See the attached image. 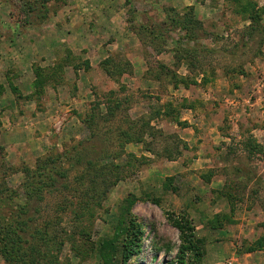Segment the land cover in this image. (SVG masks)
Segmentation results:
<instances>
[{"label":"rangeland","instance_id":"374dc122","mask_svg":"<svg viewBox=\"0 0 264 264\" xmlns=\"http://www.w3.org/2000/svg\"><path fill=\"white\" fill-rule=\"evenodd\" d=\"M23 2L0 0V237L20 215L54 264H169V213L201 241L188 264H264L247 251L264 240V0L36 1L26 23ZM173 15L200 24L187 36ZM79 142L125 164L102 198L75 180ZM56 155L63 175L23 181ZM13 251L0 239V264Z\"/></svg>","mask_w":264,"mask_h":264},{"label":"trees","instance_id":"16d2710c","mask_svg":"<svg viewBox=\"0 0 264 264\" xmlns=\"http://www.w3.org/2000/svg\"><path fill=\"white\" fill-rule=\"evenodd\" d=\"M39 1L41 7H45V3L47 0H24L23 3L19 4V7L21 8V11L25 14V17L23 19V22H28L29 18H27L31 12V10H34L35 8V2ZM130 2V0H127ZM248 2L245 4V7L248 8ZM252 7V6H251ZM44 10V8H43ZM253 18L259 20L260 14L256 13L253 14ZM44 14L42 13L43 17ZM173 21L175 20L176 24L179 25L178 27L181 29H184L186 31L187 36H189V33H191V28L189 27L190 23L200 24L199 20L185 16V17H179V15H173ZM193 30V28H192ZM42 71V69H40ZM39 76V79L37 81L38 86H42L47 81V78L50 74L46 73L43 77L40 76L39 72L37 73ZM41 77V78H40ZM2 91V87L0 86V92ZM110 111V110H109ZM149 121H141L140 126H136V128H130L128 129H122L119 132V136L123 139V142H141L142 141V133H143V126H148ZM151 135L154 134L153 131H150ZM91 145L89 147L84 146L82 142H79L78 145L73 146V157H75V161L71 163V165L75 166L76 163L78 165V168L80 167L81 172L78 174L75 180L80 181L85 177V175L88 178V183L91 184V190L97 193L98 198H102L106 195L107 190L109 186L115 184L120 177H122L121 173L125 166V164L114 162L113 160H107V157L105 155L102 156L99 160H94V158L87 157L86 159H83V155L87 153V149L91 148ZM177 147V146H176ZM122 151V150H121ZM175 153H179L180 150L176 148ZM91 152V151H90ZM169 154V153H168ZM62 155V154H61ZM47 156L43 160H40L37 162L35 167L29 168L25 167L23 168L24 173V182L27 181L28 178H31V184L34 182L38 183L40 182L43 184L44 178H52L54 177V173L63 175V170L61 169V164L64 163V159H62V156ZM117 156L120 155V152L116 154ZM64 156V155H63ZM67 157H70L66 155ZM105 156V157H104ZM58 157H61L59 160ZM104 158L103 162L102 159ZM112 176V177H111ZM28 184H30V181H28ZM15 218L12 221H9L7 225L1 226V231L3 232L2 237H0L2 244L4 245V251L8 247L14 249L12 253H15V260H12V262L18 263V264H36V253L41 257L45 258L46 264H54V255L51 254V259H46V254L44 252H40L37 249L36 244H34L35 235L37 234L38 228H31L30 229V218L26 219H18ZM167 217L169 221L176 226L180 232H181V238L183 239L182 243L178 247V251L175 253L174 257L170 260H168L169 264H188V257L190 258L191 255L199 256L201 255L202 251L200 250V243L201 241L199 239H194L193 234L191 232L192 225L190 224L189 220L185 218L184 216H174L172 214H167ZM132 226L137 225L136 223H131ZM27 229V230H26ZM133 233L131 231H127V234ZM139 233V234H138ZM138 236L141 233L138 231ZM146 236L148 237V241H152L154 243L153 238L150 235L149 231H146ZM184 236V238H183ZM42 239L45 241L44 235H42ZM139 239V238H138ZM152 239V240H151ZM264 245V240L262 237L258 238L256 241L253 242L248 248L247 251L256 249L257 247H262ZM140 244H137V249L140 248ZM46 249V248H45ZM169 251L168 248L166 250ZM6 254V252H5ZM128 253H125L121 258V264H126V261L128 260ZM156 257V251L153 254V259ZM19 258L20 261H17ZM48 260V261H47Z\"/></svg>","mask_w":264,"mask_h":264}]
</instances>
